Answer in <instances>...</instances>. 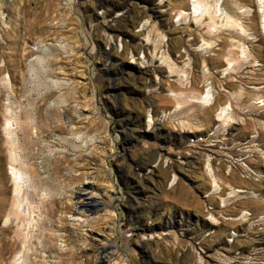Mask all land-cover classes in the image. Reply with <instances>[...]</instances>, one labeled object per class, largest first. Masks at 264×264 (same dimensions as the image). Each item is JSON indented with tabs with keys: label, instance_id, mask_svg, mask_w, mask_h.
<instances>
[{
	"label": "rangeland",
	"instance_id": "1",
	"mask_svg": "<svg viewBox=\"0 0 264 264\" xmlns=\"http://www.w3.org/2000/svg\"><path fill=\"white\" fill-rule=\"evenodd\" d=\"M200 1L195 23L177 21L191 0H0V264L17 251L1 213L8 109L32 132L15 130L35 171L27 262L264 264L262 14Z\"/></svg>",
	"mask_w": 264,
	"mask_h": 264
},
{
	"label": "bare ground",
	"instance_id": "2",
	"mask_svg": "<svg viewBox=\"0 0 264 264\" xmlns=\"http://www.w3.org/2000/svg\"><path fill=\"white\" fill-rule=\"evenodd\" d=\"M192 2V8H191V12L190 13H187V12H182V13H180L178 16H177V21L179 20V19H181V20H192V21H194L195 23L196 22H198V20L200 19V16H201V14L203 15V13L202 12H209L210 11V9H209V5H207L206 3H204L203 1H200V0H191ZM258 2H259V12L262 14V27H263V29H264V0H258ZM0 10H1V8H0ZM213 13L215 14V15H224L223 13H222V11L220 10V8H219V6H218V3H216L215 4V6H214V8H213ZM3 17V14L0 12V18H2ZM185 22V21H184ZM146 25V24H145ZM141 27H143V26H141ZM143 30H141V32H142ZM140 33V32H139ZM143 35V34H142ZM141 35V36H142ZM146 41V40H145ZM148 43V42H147ZM147 49V48H146ZM243 54H244V51L242 50V56H243ZM229 68H227V69H225L224 70V72L225 71H227ZM227 73V72H226ZM5 81L6 82H8V77L7 76H5ZM212 98H213V95H212V92H211V89H210V87H207L205 90H204V94L200 97V99H199V102H201V103H204V104H207V103H210V101L212 100ZM230 108H229V106H224V107H222V108H220V111H219V113H218V117H219V120L220 119H222V120H225V121H227L230 117H229V110ZM14 114V113H13ZM6 115H7V117L4 119V124H3V126H2V134H3V138H4V145H5V149H6V151L5 152H7V157H5V158H7V163H8V169H9V175H10V181H11V192H10V195H9V197H7V194H8V190L7 189H4L3 191H2V195H3V198H2V201H3V203H2V209H1V213H2V215H3V227H5L4 228V232L6 231V232H8V231H10V230H12V233H13V236H12V239L11 240H13V243L14 244H16L17 245V251L15 252V254L12 256V258L8 261V263L7 264H31V262H27V261H30V260H28L27 258V256H29L28 254L30 253V250H31V248H33V247H31L30 248V242H31V237L29 236L30 234L28 233V227L30 226V225H32L33 224V222H32V219L30 218H27V216L28 215H26V209H25V198H24V196H23V194H24V190H25V188H28L30 185H31V181H32V176L33 175H35V171L33 170V169H31L32 167H33V165H32V167L31 166H28L27 164H25L24 162H23V160L21 159V157H20V155H19V153H18V150H17V148H16V143L17 142H19V140L15 143V141H16V139H15V130H16V128H18L19 130L18 131H20L21 132V134L23 135L22 136V138L23 137H25V140L27 141V139H26V136H28V135H30L32 132L30 131V134H28L27 133V127H29L28 126V124L30 123V122H26L25 120H22V121H25L26 122V124L27 125H25V122H21L20 120H18L19 121V123L18 124H16V123H14V119L12 118V116H11V114H10V112H9V109L8 110H6ZM5 115V116H6ZM4 116V117H5ZM15 116V115H14ZM18 116V115H17ZM19 118V117H18ZM17 118V119H18ZM32 123V122H31ZM27 126V127H26ZM34 127V126H33ZM64 129V128H63ZM36 130H37V128H36ZM65 130V129H64ZM70 131V130H69ZM17 134V133H16ZM20 134V133H19ZM20 134V135H21ZM35 134V133H34ZM19 135V136H20ZM17 136V135H16ZM31 136V135H30ZM41 136V135H40ZM18 137V136H17ZM19 138V137H18ZM21 138V139H22ZM27 138H29V137H27ZM39 138V137H38ZM20 139V140H21ZM24 139V138H23ZM42 139V138H41ZM76 139V138H75ZM37 140V139H36ZM78 140V139H77ZM24 141V140H23ZM34 141V140H33ZM66 141V140H65ZM69 141V140H68ZM28 142V141H27ZM24 143L25 144H27L25 141H24ZM36 143V142H35ZM29 144H30V142H29ZM43 144V143H42ZM28 146V145H27ZM36 146V145H35ZM23 147V146H22ZM26 147V146H25ZM41 148V147H40ZM41 150V149H40ZM53 152V151H52ZM23 153H24V151H23ZM25 160V159H24ZM27 161V160H26ZM28 162V161H27ZM30 164V163H29ZM31 165V164H30ZM58 166V165H57ZM31 167V168H30ZM34 168V167H33ZM52 170V169H51ZM52 172H54V171H52ZM56 172H58L57 170H56ZM60 173V172H59ZM53 174H55V172L53 173ZM37 175V174H36ZM55 175H57V174H55ZM37 179H35V181H36ZM34 181V180H33ZM40 180H38L37 182H39ZM35 183V182H34ZM34 183H32V184H34ZM44 183V182H43ZM40 184V183H39ZM35 185V184H34ZM7 187V186H6ZM33 187V185L31 186V189H33L32 188ZM82 185L81 186H79L78 187V193L76 194V197H81L83 194H81L80 193V191H82ZM36 188H38V187H36ZM39 189V188H38ZM214 189H216V188H214ZM30 190V189H29ZM34 190V189H33ZM36 192V191H35ZM41 192V191H40ZM39 192V193H40ZM76 192V191H75ZM74 192V193H75ZM238 192H243L242 190H239ZM86 193V192H85ZM28 194V193H27ZM27 194H25V195H27ZM33 194V193H32ZM44 194V193H43ZM86 194H88V193H86ZM85 194V195H86ZM35 196H36V194H35ZM43 196V198H44V195H42ZM49 196H50V194H49ZM48 196V197H49ZM92 196V195H91ZM91 196H90V198H91ZM37 197V196H36ZM38 197H39V195H38ZM37 197V198H38ZM26 198H28V197H26ZM40 198H41V195H40ZM42 198V199H43ZM56 198V197H55ZM29 199V198H28ZM31 199V201H32V198H30ZM47 199V198H46ZM86 201H87V203L86 204H88L87 206H90V207H93V208H95V207H97L99 204H100V201L98 200V198L97 199H89L88 197H86V198H84ZM48 200H50V199H48ZM53 200V199H52ZM55 200V199H54ZM80 200H82V199H80ZM41 201L39 200V202H37V203H40ZM44 202H46V200L44 201ZM54 202V201H53ZM28 203V202H27ZM82 203V202H81ZM42 204V203H41ZM52 204V203H51ZM80 205V204H79ZM27 206V205H26ZM40 206V205H39ZM42 206V205H41ZM45 207V206H44ZM42 208V207H41ZM32 209H33V206H32ZM32 209H29L28 211H29V213H30V210H32ZM45 211V210H44ZM32 212V211H31ZM69 212V211H68ZM33 213V212H32ZM31 213V214H32ZM37 213V212H36ZM49 213H50V209H49ZM74 213V212H73ZM82 213V212H81ZM25 215H26V218H24L25 217ZM35 215V214H34ZM46 215H47V212H46ZM72 215V214H71ZM70 215V216H71ZM84 215V214H83ZM45 216V215H44ZM49 216V215H48ZM72 216H75V214L74 215H72ZM31 217V216H30ZM40 217H41V214H40ZM43 217V216H42ZM78 217V216H77ZM33 218H34V216H33ZM45 218V217H44ZM48 218V217H47ZM85 218V217H84ZM41 219V218H40ZM46 219V218H45ZM35 220H37V219H35ZM44 220V219H43ZM43 220L40 222V223H42L43 222ZM48 220H50V219H48ZM60 220V219H59ZM83 220V219H82ZM81 218H76V217H74V218H69V221H71L72 223H77V224H79L81 221ZM85 221H86V219H85ZM36 222V221H35ZM39 223V224H40ZM37 224V223H36ZM36 224H35V226H36ZM61 224V223H60ZM81 224H82V222H81ZM34 225V224H33ZM43 225H45L44 223H43ZM47 225V224H46ZM45 225V226H46ZM34 226V227H35ZM38 226V225H37ZM63 226V225H62ZM39 227H40V225H39ZM41 227H43L42 226V224H41ZM41 227H40V231L42 230L41 229ZM48 227H49V225H48ZM77 227V226H76ZM30 228V227H29ZM56 228V227H55ZM81 228V227H80ZM35 229V228H34ZM36 229H37V227H36ZM60 229V228H59ZM58 229V230H59ZM3 230V229H2ZM31 230V229H30ZM29 230V231H30ZM77 230V229H76ZM43 231V230H42ZM9 233V232H8ZM11 233V232H10ZM29 234V235H28ZM3 235V234H2ZM49 235H50V233H49ZM48 235V236H49ZM75 235H77V234H75ZM78 236V235H77ZM38 237H41L40 235L38 236ZM37 237V238H38ZM58 237V236H57ZM74 237V236H73ZM76 237V236H75ZM4 238V237H3ZM35 238V237H34ZM51 238H53V236L51 237ZM51 238H46L45 239V242L46 241H48V242H50V243H52V240H51ZM7 239V238H6ZM5 239V240H6ZM42 239V238H41ZM79 239V238H78ZM61 240V239H60ZM55 241V240H54ZM62 241V240H61ZM6 242V241H5ZM10 242V241H9ZM57 242V241H56ZM103 242V241H102ZM64 243V242H63ZM32 244V243H31ZM38 244V243H37ZM8 245V244H7ZM33 245H35V244H33ZM39 245V244H38ZM44 245V244H43ZM50 245V244H49ZM11 246V245H10ZM37 246V245H36ZM35 246V247H36ZM48 246V245H47ZM60 246L61 245H59V248H60ZM8 247V246H7ZM41 247V246H40ZM49 247H51V246H49ZM53 247V246H52ZM8 248H10V247H8ZM8 248H6L7 250H8ZM14 248V247H13ZM12 248V249H13ZM44 248V247H43ZM55 248V247H54ZM64 248V247H63ZM68 248V247H67ZM74 248V247H73ZM76 248V247H75ZM36 249V248H35ZM34 249V250H35ZM51 249H53V248H51ZM3 250H4V248H3ZM14 250V249H13ZM33 250V251H34ZM38 250V249H37ZM54 250V249H53ZM59 250V249H58ZM2 252H4V251H2ZM6 252V251H5ZM7 252H9V250L7 251ZM6 252V253H7ZM13 252V251H12ZM36 252H38V251H36ZM35 252V253H36ZM114 252H116V251H114ZM14 253V252H13ZM39 253V252H38ZM12 254V253H11ZM33 254V253H32ZM59 254V253H58ZM112 254V253H111ZM2 255V254H1ZM56 255V254H55ZM57 256V255H56ZM11 257V256H10ZM30 257V256H29ZM37 257V256H36ZM58 257H59V255H58ZM109 257H110V255H109ZM113 257V256H112ZM7 258V257H6ZM106 258V257H105ZM30 259V258H29ZM114 259L116 260H114L113 261V258L112 259H105L106 261H103V259H102V262H104L105 264H121L120 263V255H116L115 257H114ZM0 260H2V259H0ZM60 263V262H59ZM123 264V263H122Z\"/></svg>",
	"mask_w": 264,
	"mask_h": 264
}]
</instances>
